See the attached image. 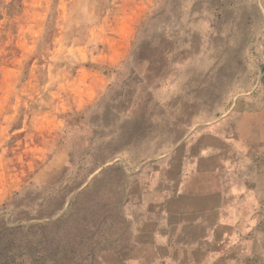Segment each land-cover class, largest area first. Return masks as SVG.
<instances>
[{"label": "rangeland", "instance_id": "obj_1", "mask_svg": "<svg viewBox=\"0 0 264 264\" xmlns=\"http://www.w3.org/2000/svg\"><path fill=\"white\" fill-rule=\"evenodd\" d=\"M207 131L264 158V0H0V264H105L123 197Z\"/></svg>", "mask_w": 264, "mask_h": 264}, {"label": "crops", "instance_id": "obj_2", "mask_svg": "<svg viewBox=\"0 0 264 264\" xmlns=\"http://www.w3.org/2000/svg\"><path fill=\"white\" fill-rule=\"evenodd\" d=\"M222 134L184 144L123 197L124 231L105 264H208L230 246L264 264V158L237 159L235 139Z\"/></svg>", "mask_w": 264, "mask_h": 264}]
</instances>
